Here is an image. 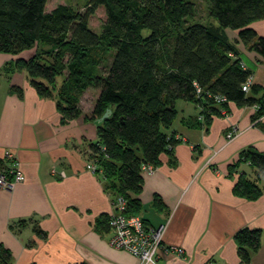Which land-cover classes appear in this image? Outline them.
I'll return each instance as SVG.
<instances>
[{"label":"trees","instance_id":"obj_1","mask_svg":"<svg viewBox=\"0 0 264 264\" xmlns=\"http://www.w3.org/2000/svg\"><path fill=\"white\" fill-rule=\"evenodd\" d=\"M205 1L209 22L195 19L194 0H86V11L67 4L48 9L49 0H0V52L20 56L14 70L25 71L40 96L56 99L64 123L83 115L80 101L87 89L100 90L85 116L97 124L88 164L97 166L112 201L125 200L128 215L143 211L145 168L161 166L162 155L172 157L180 142L168 131L179 101L202 109L205 121L222 115L230 103L256 106L257 118L264 112V89L252 81L243 90L253 74L227 35V29L239 31L240 40L264 58V36L251 27L264 19V0ZM101 6L107 18L96 32L90 18ZM13 91L22 95L20 88ZM108 109L112 114L99 121ZM242 164L264 176L263 152L244 150L230 170ZM258 181L241 171L234 192L257 199L264 193ZM162 205L156 196L154 206ZM109 221L110 214L103 215L99 231L110 232ZM35 231L46 236L38 226ZM234 239L242 264H251L264 231L242 228ZM0 264H11L3 246Z\"/></svg>","mask_w":264,"mask_h":264},{"label":"crops","instance_id":"obj_2","mask_svg":"<svg viewBox=\"0 0 264 264\" xmlns=\"http://www.w3.org/2000/svg\"><path fill=\"white\" fill-rule=\"evenodd\" d=\"M251 27L264 36V19ZM227 35L253 74V84L264 89L263 56L240 40L239 31L227 29ZM19 57L0 52V170L11 152L25 173L13 190L0 188V246L10 251L11 264H140L136 255L109 243L110 232L98 229V221L112 211V199L102 176L87 169L88 144L97 140V124L85 116L93 111L100 90L93 88L89 110L64 123L56 99L40 96L27 73L14 70ZM177 109L168 131L180 142L172 157L162 155L153 173H143L140 215L153 226L168 223L164 242L185 254L160 249L155 264H242L234 236L242 228L264 231V193L249 199L236 195L234 188L241 171L260 185L264 177L248 164L237 174L230 169L244 150L264 153V112L257 122L256 106L230 103L227 115L203 122L194 103L179 101ZM235 128L240 132L229 140L227 134ZM55 166L67 176H55ZM156 196L163 200L160 209L154 206ZM22 220L26 222L20 224ZM251 264H264V244Z\"/></svg>","mask_w":264,"mask_h":264},{"label":"built area","instance_id":"obj_3","mask_svg":"<svg viewBox=\"0 0 264 264\" xmlns=\"http://www.w3.org/2000/svg\"><path fill=\"white\" fill-rule=\"evenodd\" d=\"M252 77L244 85L243 90L249 91ZM223 101L225 98H220ZM234 134V133H233ZM232 133L229 134L231 138ZM6 157L14 158L15 154L6 153ZM14 160V159H13ZM12 162L14 163V161ZM87 168L96 172L94 164H87ZM156 170L154 167H146L145 171L153 173ZM52 173L55 176H66V172L57 166L53 167ZM25 180V173L20 164H7L0 170V188L6 190L14 189L18 183ZM115 212L110 213V237L109 243L120 249L127 250L139 258L140 264H155L158 261L160 249L166 252H171L183 256L184 249L181 247L169 246L164 242L166 226L168 223L152 226L145 222L142 216H131L126 213V202L123 198H119L114 203Z\"/></svg>","mask_w":264,"mask_h":264},{"label":"rangeland","instance_id":"obj_4","mask_svg":"<svg viewBox=\"0 0 264 264\" xmlns=\"http://www.w3.org/2000/svg\"><path fill=\"white\" fill-rule=\"evenodd\" d=\"M196 3H197V6H196V9H197V14H196V17L195 19L198 20L199 22L200 21H204V22H209L211 19H210V16H209V8H208V2L205 1V0H194ZM57 4H67V5H71L73 6L75 9L77 10H81V11H86V0H49L48 2V9H51L52 6H55ZM106 9L104 6H101L100 8H98L95 12V14L90 18V27L96 31V32H100L102 30V26L104 24V22L106 21ZM213 19V18H212ZM216 23H218V21L216 19H213ZM144 35L148 34V31L145 30L144 32ZM25 72V71H23ZM93 89V88H92ZM95 100V93H94V89L92 91H89L88 90V93L83 94L82 98H81V101H80V106L82 108V111L83 110H89L90 109V106L91 104L94 102ZM202 109H199L200 111V114H199V119L202 120L203 122H205V119H204V116L203 114L201 113ZM222 114L223 115H227L228 114V109L226 110H222ZM262 119V117L260 116L259 118H257V122H260V120ZM240 130L238 129H233L232 131L228 132L227 134V138L230 140L232 138H235L238 136ZM232 133V136L231 138L229 137V134ZM234 133V134H233ZM7 161H8V164H14V163H17V164H20V161L16 158V155L14 158H9L6 157ZM14 159V160H13ZM12 160L14 161V163L12 162ZM94 164V163H93ZM95 165V164H94ZM96 166V165H95ZM58 167V166H57ZM97 167V166H96ZM59 168V167H58ZM88 169V168H87ZM157 169V168H156ZM89 171H92L90 169H88ZM93 172V171H92ZM96 174V172H94ZM234 173H238V171H234ZM100 175V173H99ZM261 176H263V174L261 173L260 174ZM67 176V174H66ZM66 176H61V177H66ZM264 177V176H263ZM23 182V181H22ZM20 184V183H18ZM17 184V185H18ZM3 189V188H1ZM6 190V189H5ZM13 190V189H12ZM121 198V197H119ZM117 198V199H119ZM116 199V200H117ZM115 201H112V211L111 213L115 212L117 209L115 208V205H114ZM140 216V215H139ZM168 226V224H167ZM167 226H166V229H167ZM165 229V230H166ZM264 244V240L262 242V246ZM263 251H261L262 253ZM178 255V254H177ZM180 256V255H179Z\"/></svg>","mask_w":264,"mask_h":264},{"label":"water","instance_id":"obj_5","mask_svg":"<svg viewBox=\"0 0 264 264\" xmlns=\"http://www.w3.org/2000/svg\"><path fill=\"white\" fill-rule=\"evenodd\" d=\"M111 114H112V109H108L106 113L102 116V118L99 119V121H103L104 119L108 118Z\"/></svg>","mask_w":264,"mask_h":264}]
</instances>
